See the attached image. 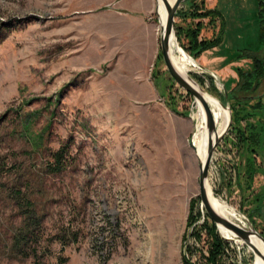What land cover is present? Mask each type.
I'll return each instance as SVG.
<instances>
[{
    "label": "rangeland",
    "instance_id": "374dc122",
    "mask_svg": "<svg viewBox=\"0 0 264 264\" xmlns=\"http://www.w3.org/2000/svg\"><path fill=\"white\" fill-rule=\"evenodd\" d=\"M92 3L0 0V264H205V245L190 237L192 226L186 225L191 199L204 211L189 144L195 99L168 74L159 41L146 69L151 92L137 96L134 82L141 77L126 70L120 39L111 33L119 22L105 18L102 7ZM196 3L222 14L221 44L198 59L180 49L197 65H189L188 74L203 80L202 88L222 101L231 117L230 90L238 77L237 67H230L235 78H228L227 61L235 57L247 70L250 60L236 59L239 53L264 57L258 2ZM189 4H179L187 16L176 15L174 29L197 21L188 15ZM150 19L158 31L155 9ZM209 20L202 19L200 37L219 32L220 19ZM220 56L227 59L212 60ZM236 92L264 102V78L254 92ZM157 104L191 121L179 162L147 139L144 113ZM235 126L218 141L206 181L218 202L238 213L237 221L264 232V147L252 156L251 189L240 191L237 172L242 173L247 154L238 147ZM61 148L63 166L51 170L52 153ZM17 236L35 242L36 253L14 250ZM241 251L243 264H253Z\"/></svg>",
    "mask_w": 264,
    "mask_h": 264
},
{
    "label": "trees",
    "instance_id": "16d2710c",
    "mask_svg": "<svg viewBox=\"0 0 264 264\" xmlns=\"http://www.w3.org/2000/svg\"><path fill=\"white\" fill-rule=\"evenodd\" d=\"M258 10V26H259V40L264 44V0H257ZM189 5H191L190 13L188 14L192 20H197L193 26L182 28L180 26H175L174 31L176 32V37L179 45L182 49L188 53L193 59H198L203 52L216 47L221 44L223 36V16L214 8H199L196 4V0H190ZM178 18L186 17L187 15L177 12ZM214 17V18H213ZM209 18V23H213L215 18L220 19L219 32L210 38L200 37L201 28L203 27L202 19ZM182 34L185 41H182ZM159 56H161L159 54ZM236 59H247L250 60V68L243 69L238 66L236 69L237 82L235 86L230 90V95L235 99L234 106L231 107L232 119L230 123V128L235 124L237 128V142L238 147L243 149L246 155V162L244 169L237 172V186L240 191H248L251 189L252 178L256 172V167H254V160L252 156L257 152V150L263 148L264 146V102L257 96L254 95H241L237 96L236 91H242L251 93L260 85L262 78H264V57L255 53L242 52L239 53ZM195 81H197L201 86L203 85V80L199 77L193 75ZM209 80L212 78L207 77ZM213 91L216 88L212 87ZM255 100L256 102L252 105H248L249 101ZM237 109L236 111L234 109ZM256 118L257 123L251 121L252 118ZM240 121H244V125H240ZM63 149H59L52 153L53 165H51V170H60L63 166ZM230 184V181L228 182ZM244 185V186H243ZM215 194V193H214ZM264 196V192H263ZM258 197L254 199L257 202ZM197 200L191 199L189 204V213L187 217V227L192 226V230L189 232L190 237L195 241H203L206 249V254H201L204 259L205 264H223L222 254L230 243V241L223 238L218 231L215 223L211 221L206 215L205 211L202 212L194 207ZM203 216V221L201 223H196L199 218ZM264 237V232H260ZM20 237H16V241H13L14 250L21 251L23 248H28L32 253H36L37 250L35 242L32 241H19ZM27 238V236L25 237ZM250 253V259H253V255ZM185 262H187L185 260ZM189 263V262H188ZM192 264V263H189Z\"/></svg>",
    "mask_w": 264,
    "mask_h": 264
},
{
    "label": "crops",
    "instance_id": "0c3cea01",
    "mask_svg": "<svg viewBox=\"0 0 264 264\" xmlns=\"http://www.w3.org/2000/svg\"><path fill=\"white\" fill-rule=\"evenodd\" d=\"M92 4L96 6V9L102 7L105 18L119 22L118 28L117 25L111 27V33L114 38L120 39V53L127 60L126 70L130 71L131 75L141 77V81L134 82V86L136 95L144 97L151 92V83L146 69L151 65L158 51L157 25L150 19L155 9V0H93ZM226 59L220 56L212 60L223 62ZM242 60L247 61V59ZM239 64L240 62L232 57L226 63L228 67L223 66V68H238ZM231 68L229 70L232 72H226V75L232 81L235 77ZM144 115L147 139L155 147H159L158 149L164 150L168 158L179 162L188 148L190 119L169 111L162 104H157Z\"/></svg>",
    "mask_w": 264,
    "mask_h": 264
},
{
    "label": "water",
    "instance_id": "95a60500",
    "mask_svg": "<svg viewBox=\"0 0 264 264\" xmlns=\"http://www.w3.org/2000/svg\"><path fill=\"white\" fill-rule=\"evenodd\" d=\"M163 6H164V17L162 18L163 20L160 21L158 19V10H157V2L155 0V12L157 15L158 19V39H159V47H160V52H161V57L165 65V69L167 70L168 74L170 77L174 80L180 88H182L187 94L191 95L194 99H198L201 102V106H203L204 111H205V118H206V131L208 134L211 136L215 132V123L213 120V116L211 113V110L208 105H206L203 96H202V91H205L202 86L195 81L194 77L189 75L197 85V88H195L187 79L177 70L175 69V66L171 60L170 55V49H169V41H170V36L173 33L175 35L174 31V22H175V16L177 15L178 9H179V4H181L182 0H174L172 4H170L167 0H162ZM176 38V35H175ZM177 43V42H176ZM178 46L181 48V46L178 44ZM182 49V48H181ZM200 68V67H199ZM207 92V91H206ZM221 104L224 108H227L226 105L222 101H220ZM230 122H231V117L229 119V122L227 124V129L230 127ZM227 129H225L227 131ZM225 131V133H226ZM224 133V134H225ZM223 134V135H224ZM217 136L214 141L209 142V147L207 150V155L205 160L203 162H200L197 160V165H198V196H199V201H200V206L204 209L206 215H208L209 219L213 221L218 229V225H221L228 231L231 236L230 237H224L228 241H238L242 244H244L250 251L251 255H253V264L255 257H261L262 260L264 261V253L261 252L258 247L252 243L251 238L256 236L262 243L263 249H264V237L262 234L255 230V228L252 226L250 222H248L246 225L242 224L240 221H234L229 218H226L225 216L221 215L220 213L217 212V210L212 206L207 192V183L208 181V167L210 165L212 155L217 147L218 141H220L223 137ZM190 144V143H189ZM190 147L193 149V145L190 144ZM246 219V218H245ZM247 220V219H246ZM223 237V236H222Z\"/></svg>",
    "mask_w": 264,
    "mask_h": 264
},
{
    "label": "bare ground",
    "instance_id": "6f19581e",
    "mask_svg": "<svg viewBox=\"0 0 264 264\" xmlns=\"http://www.w3.org/2000/svg\"><path fill=\"white\" fill-rule=\"evenodd\" d=\"M170 4L173 3L174 0H167ZM157 2V10H158V19L162 21L164 17V4L162 0H156ZM156 9V8H155ZM175 39L173 33L170 36L169 41V49H170V55L171 60L175 66V69H177L186 79L189 81L195 88H197V85L194 81H192L191 77L188 75V66H197L196 63L190 59L186 54L180 49V47L175 44ZM203 99L206 103V105L209 106L212 118L215 123V132L210 136L208 132L206 131V118H205V111L203 106H201V102L198 99H195L197 109L196 113L193 115L192 118L195 119V126H194V136L190 144L193 145V151L195 153L196 159L200 162H203L206 158L205 155H207V150L209 147V142L214 141V139L218 136H221L225 133V129H227V124L230 119V113L227 108H224L217 98L212 96L210 93H207L206 91H202ZM207 194L209 197V200L212 204V206L217 210L218 213L225 216L226 218H229L231 220L237 221L239 220L238 213L234 212L230 209L229 206L222 204L221 202H218V199L212 194L211 187L209 183H207ZM218 232L223 237H230L231 234L226 231L224 227L221 225H218ZM251 242L254 243L258 249L261 250V252L264 253V249L262 246V243L259 242L260 240L254 236L251 238ZM254 264H264V261L261 257H255Z\"/></svg>",
    "mask_w": 264,
    "mask_h": 264
},
{
    "label": "built area",
    "instance_id": "2783aa9c",
    "mask_svg": "<svg viewBox=\"0 0 264 264\" xmlns=\"http://www.w3.org/2000/svg\"><path fill=\"white\" fill-rule=\"evenodd\" d=\"M202 214L203 211L201 210ZM203 216L198 219L196 223H201L203 221ZM229 245L225 247L223 254H222V261L224 264H243L242 262V254L243 252L241 251L242 249L248 253L247 255L250 256L249 254L251 251L242 243L238 241H230L228 243ZM233 257V258H231Z\"/></svg>",
    "mask_w": 264,
    "mask_h": 264
}]
</instances>
